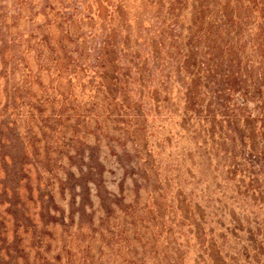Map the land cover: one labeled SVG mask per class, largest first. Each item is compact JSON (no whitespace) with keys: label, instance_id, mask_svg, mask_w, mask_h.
<instances>
[{"label":"rangeland","instance_id":"374dc122","mask_svg":"<svg viewBox=\"0 0 264 264\" xmlns=\"http://www.w3.org/2000/svg\"><path fill=\"white\" fill-rule=\"evenodd\" d=\"M249 2L0 0V264H247L263 210L226 178L229 146L182 120V75L151 91L149 49L171 62L169 35L224 8L217 29L259 59Z\"/></svg>","mask_w":264,"mask_h":264},{"label":"trees","instance_id":"16d2710c","mask_svg":"<svg viewBox=\"0 0 264 264\" xmlns=\"http://www.w3.org/2000/svg\"><path fill=\"white\" fill-rule=\"evenodd\" d=\"M252 5L256 6V3L252 1ZM197 13L192 22L193 32L186 42L181 45L174 40L178 35H169L170 42L166 46L172 51L169 54L171 62L165 58L167 53L161 56L158 50L160 42L156 50L149 49V58L160 79L151 91L164 92L166 80L172 77L169 72L177 78L182 75V120L196 121L204 141L212 144L219 140L229 146V150H224L230 158L224 164L226 178L233 181L237 176L233 184L236 196H247L263 210L262 221L254 223V233L248 231L251 242L248 249L243 250L244 259L247 264H264V43L257 47L259 59L250 58L243 52L245 42L237 44L236 40L227 38L229 33L240 35L238 28L234 31L225 29L222 33L217 29L221 23L224 25L228 19H233L232 11L228 13L223 8L217 21L213 17L204 23L205 15ZM260 17L264 22V14ZM202 24H205L203 29ZM262 33L258 30L259 35L263 36ZM222 36H226V40L218 39ZM249 46L253 47L254 42ZM138 59L134 52L129 58L135 60L131 67L133 81L141 84L145 71L149 73L150 69L145 70L144 59L141 63ZM100 64L96 66L97 77H101L104 71ZM122 76L125 81V73ZM153 101L156 103L157 100L153 98ZM235 229L232 226V230ZM249 250H254L250 257Z\"/></svg>","mask_w":264,"mask_h":264}]
</instances>
